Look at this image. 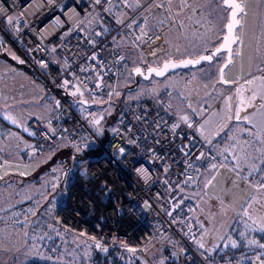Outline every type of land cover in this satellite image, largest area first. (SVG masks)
Here are the masks:
<instances>
[{"label":"built area","instance_id":"2783aa9c","mask_svg":"<svg viewBox=\"0 0 264 264\" xmlns=\"http://www.w3.org/2000/svg\"><path fill=\"white\" fill-rule=\"evenodd\" d=\"M112 2L128 13L125 20L109 11ZM169 2L149 0L136 7L131 0H0V36L15 45L59 100L46 121L38 116L27 120L34 136L28 154L37 158L67 141L70 160L49 177L52 189L65 190L52 219L91 236L102 249H138L173 233L180 264H234L209 263L195 247L202 231L194 217L198 203L183 188L198 187L201 172L225 160L198 134L200 119L175 109L169 98L172 87L156 96L130 99L111 126L103 123L119 80L131 67L111 35H126L147 60L159 56L167 51V41L149 23L156 7H168ZM93 7L101 23L88 30L80 21ZM170 10L178 11L173 5ZM80 97L103 102L80 110L72 102ZM202 108L210 110L208 104ZM97 127L107 131L106 137ZM87 137L97 141L102 153L85 161L81 170L75 167V149ZM5 159L0 152V163ZM261 261L256 256L252 264Z\"/></svg>","mask_w":264,"mask_h":264},{"label":"rangeland","instance_id":"374dc122","mask_svg":"<svg viewBox=\"0 0 264 264\" xmlns=\"http://www.w3.org/2000/svg\"><path fill=\"white\" fill-rule=\"evenodd\" d=\"M132 1L139 6L144 0ZM242 2L245 11L240 14L241 23L236 30L239 40L232 52V62L224 69V81H232L240 76L251 66L252 62L264 55V0H242ZM117 5L113 2L109 9L113 12L117 11ZM163 7L165 5L156 7L154 16L156 11ZM173 7L178 9L176 13L183 12L180 3L174 4ZM228 11L222 0H187V11L165 31L170 41V49L167 48L166 52L146 62H137L139 57L128 43L127 38H121L120 45L126 51L133 66L138 63L142 65L159 64L163 59L170 57L176 60L184 57L197 58L209 51L220 40L228 18ZM175 18L172 22L176 20ZM80 23L89 30L96 23H101L98 9L91 8ZM177 27H180L179 32L176 30ZM112 39L118 41V34L112 35ZM0 51L6 52L9 56V59L0 57V119L9 121L12 124V132L18 134L24 128L26 129L28 117H43L49 112V109L56 104L55 96L42 78L37 77L23 66L26 60L10 40L5 41ZM223 58L224 52L211 61L205 60L200 64L182 67L163 77L152 76L149 79H142L137 87L124 95V101L139 98L145 94H157L164 87L173 86L170 94L173 106H181L188 112L198 111L200 106L205 103L209 104L212 96L222 92L227 85L219 78V67ZM263 63L264 61L259 66L260 72H264ZM132 68L131 66L120 79L116 94L108 106V115L111 117L115 106V96L123 91L124 86H129L133 82ZM95 101L96 103L103 102L98 98ZM76 105L83 109L85 104L78 102ZM104 123L111 126L113 122L108 119ZM3 127L0 121V132ZM95 131L102 138L105 137L104 128L97 127ZM198 133L206 137L210 132L201 129ZM26 141L30 143L29 139ZM15 144L16 147L21 146L20 150L24 151V137L16 140L11 135L4 142L0 140V147L10 151L13 150ZM98 146L97 141L87 137L82 147L89 149V154L96 157L102 153L101 148L98 153L94 150ZM14 150L19 151L18 148ZM25 152L26 156L23 158L25 161L8 160L12 158L8 153L5 154L7 159L0 163V264H26L35 256L47 257L56 261L78 262L80 258L90 255L93 243L96 250L107 254L108 251L95 246L96 242H93L91 236L66 227L61 228L60 225L54 223L53 209L57 206V201L64 197L65 190L64 187L52 189L49 183L52 173H47V171L54 165L50 155L52 150L46 155L30 159L27 150ZM81 167L84 169V164ZM221 168L223 175H220L225 179L231 182L240 180L239 170L227 163ZM183 189L197 200L196 193L200 190L199 188ZM211 190L213 194L195 214L197 221L203 227L202 233L196 239V244L194 241L195 245L198 242L203 244L213 242L216 245L221 237L225 236L228 239V236L236 235L235 227L229 231L231 233L228 232L230 223L235 222L236 225L242 222H255L256 228L264 225V188L234 187L211 188ZM29 199H34V201L27 202L26 200ZM231 205L232 207L229 208ZM253 205H256V208L251 210ZM250 211L254 215L248 219V215L244 213ZM56 234L61 238L59 247L52 245L48 239ZM203 257L205 259L204 255Z\"/></svg>","mask_w":264,"mask_h":264},{"label":"crops","instance_id":"0c3cea01","mask_svg":"<svg viewBox=\"0 0 264 264\" xmlns=\"http://www.w3.org/2000/svg\"><path fill=\"white\" fill-rule=\"evenodd\" d=\"M145 1L147 0H144L143 2ZM131 2L133 3L132 0ZM143 2H141V5L143 4ZM179 3L183 7V12L176 13L177 12L176 11L173 13L175 15L174 16L170 13L171 12L170 7L174 4H179ZM117 8H118L117 11L113 12L110 9L109 11L118 19L125 20L128 16V13L124 9H122L119 5H117ZM186 11H187V0H170L168 7L159 8L155 13L154 18L150 20L149 27L154 30H162L161 32L164 33L169 49H170V41H168L165 31L168 29V27L169 28L172 27L178 21L179 17H181ZM173 18L176 19L174 22H172ZM96 24H100V23H96ZM176 30L179 32L180 27H177ZM117 34L119 36L118 41H113L111 35V39L115 44L120 45V39L125 37L128 39V43L130 44V46L135 49L136 55L139 57L138 60L145 58L132 45L131 40L126 35H122L121 33H117ZM4 39L7 41L6 38ZM4 44L5 43H2V46H4ZM123 51L126 53L124 49ZM0 57L4 59H9V56L7 55L6 52L5 55L0 54ZM263 61H264V55H261L260 57L257 58V61L252 62L251 66L247 70H245L244 73H242L240 76L236 77L235 79H232V81H227V83H225L227 85L225 86L224 90L222 92H219L218 94H214L210 99L209 104L205 103L208 104V106L210 107L209 111L204 110L202 108L203 105L200 106V110L190 111V112L183 110L181 106L176 105L175 107V109L180 113H185L200 119V123L198 124L197 127V132L198 130L201 129L205 131H209L210 132L209 135H207L206 137H202V136L201 137L205 139L211 147H213L217 152H219L222 155L225 162L229 166L239 170L238 175L240 176V180H238V182L237 181L231 182L225 179L223 176H221L223 175L222 174L223 170L221 167L225 166L226 163L221 164L220 166H217L215 168L204 169L200 175L199 186L194 188V189H198V188L200 189L196 193L197 194L196 202L198 203V209L195 212V214L201 209V207H203L205 201L209 198V196L213 194L211 188H216V189L234 188V187L264 188L261 187V185H264V72L259 71V66L262 64ZM171 87L173 91V86ZM161 91H159L157 94H159ZM170 94H169V98H170ZM145 95L149 96V94H145ZM54 96H55L56 104L49 109V112L45 116L39 117L43 121H46L48 115L54 112L59 105L55 93ZM74 105L77 107L76 104ZM83 107L85 108V105H83ZM77 108L80 110L84 109V108L82 109V107L81 108L77 107ZM237 116H239V118H237ZM29 118L30 117H28V119ZM0 121H2L4 125V127L0 132L1 141L4 142L6 138L11 135L12 138L16 140L20 139L21 137H24V148H23L24 151L20 150L21 146L16 147L15 144L13 150L11 151L9 149H5L4 147H0V152L3 153L4 155L10 153V156H12V158L10 157L8 158V160L18 159L21 161H25L23 159L26 156L25 151L27 150L28 152L29 147L33 143V140L29 136H26L24 133L25 131H27V127L26 129L24 128L22 132L17 134L12 132L11 130L12 124L9 123V121H6L5 119H0ZM5 127L7 128V131ZM26 139H29L30 143H28ZM83 145H84V140L80 141L76 145V149H75L76 154L74 157V161L77 160L81 161L79 166H77V164L75 163V167L81 170H83L81 167L82 164L85 163V161H82V158L80 156L81 152L85 150L82 147ZM16 148H18L19 151L14 150ZM69 149L70 148L67 141L61 140L56 146L49 148L45 153L38 156L41 157L43 155H46L49 151L52 150V153L50 155L52 157L51 159L54 162V165L48 169L47 173L53 174L57 168L64 167L67 164L68 160H70ZM16 153L17 155L15 156ZM30 158L31 157H29V159ZM186 193L188 194V192ZM231 207L232 205L229 206V208ZM234 207L236 208V205H234ZM255 208L256 205H253L250 209L254 210ZM252 215L254 214L251 213V211L248 212L247 218L250 219L251 218L250 216ZM235 216H237V214H235ZM233 227L236 228V235L232 234L231 237L228 236V239H226L224 236L223 239H220V241L216 245L212 242L209 244H204V248H200L199 246L200 243H198L197 245H195V247L204 256L205 254L212 255L214 253V250L217 248L225 250L226 248L224 246L225 244L229 245L227 248L231 251V249L233 248H230L231 246L230 241L235 240L238 242L239 233L242 232L248 234V239L249 241H251V240H256V235H259L257 231L260 232L259 230L260 228H256L255 222L253 223L242 222L236 225L235 222L230 223L228 232L232 230ZM202 231H203V227H202ZM199 235L194 239L195 244H196V239L199 237ZM260 244L261 241L259 239L257 244L258 247ZM255 246L256 244H253L254 251L256 250ZM248 249H249L248 247L243 246L237 251V253L243 256L244 254H246L245 250ZM258 250H260V247L258 248Z\"/></svg>","mask_w":264,"mask_h":264},{"label":"trees","instance_id":"16d2710c","mask_svg":"<svg viewBox=\"0 0 264 264\" xmlns=\"http://www.w3.org/2000/svg\"><path fill=\"white\" fill-rule=\"evenodd\" d=\"M4 38L6 37L3 35L0 36V48L2 47V43H5L6 41ZM0 54L5 55V52L0 51ZM146 61L147 60L145 58L138 60V62H146ZM131 65L133 66V63H131ZM137 65H142V64L138 63ZM23 66L29 71L33 72L35 75H37L27 64ZM122 90L123 91H121L120 94L115 96V100H114L115 106H114L112 117L108 115V110H107L103 118V123L105 122V120H108V119L109 121L110 120L112 121L113 120L112 118L115 115H117L122 109V107H124V105H126L127 102L130 100V99H127L124 101V95H126V93L131 89H129L128 86H124ZM155 95L156 94H149V96H155ZM144 96H147V95H144ZM24 133L26 136H29L32 140H34V136L31 134V132L28 129ZM106 135H107V131H105V137ZM94 150H96V152L98 153L99 146L98 148H95ZM80 156L82 158V161H87V160H91L94 158L89 154V149L88 150L85 149L83 152H81ZM75 163L77 164V166H79L81 161L77 160L75 161ZM26 201L33 202L34 199L32 200L29 199ZM26 201L24 200V202ZM54 223H57L58 225H60L61 228L66 227L61 223H58L55 221ZM241 233L238 234L237 247L230 246V248H233L231 249V251L227 247L225 248V250L217 248L214 250V253L212 255L204 253L205 260L209 263H213L217 260H230L234 264H252L254 257L258 255L264 259V248L260 247V250H258L259 247L257 245L259 239L261 241V244H264V232L257 231L259 235H256L255 241H257V243L255 246V249H256L255 251L253 250L254 248L253 244L248 243L249 241L248 234L243 233L244 235L241 236ZM48 239L51 241L52 245L59 247L61 238H59L57 234L53 237L52 236L49 237ZM91 239L94 242V238H91ZM243 246H246L249 249L245 250L246 254L242 256L238 254L237 251ZM132 249L133 248L113 246L108 250L107 254H103L101 251L95 249L94 243H93L92 252L90 253V255H88V257L86 258H80L78 262L56 261V260H52L47 257L35 256L29 259L26 262V264H180L179 254H178L177 245H176V239L173 233L169 234L167 237H165L163 240L159 242H151L145 247L134 249V251H132Z\"/></svg>","mask_w":264,"mask_h":264},{"label":"water","instance_id":"95a60500","mask_svg":"<svg viewBox=\"0 0 264 264\" xmlns=\"http://www.w3.org/2000/svg\"><path fill=\"white\" fill-rule=\"evenodd\" d=\"M230 15H231V10L229 9V11H228V18H227V20L225 22V25H226L227 21L230 19ZM237 18L240 19V16H238ZM225 25H224L225 32H224V34H223L222 39L220 40V42L217 45L213 46L209 51L203 53L201 56H199L197 58L196 57H184L182 59L176 60L175 58L170 57V58L163 59L159 64H157V63H150V64H147L145 66H142V65H136V66H134L132 68V72L134 74V79H133V82L128 86V88L129 89L135 88L137 86L140 78H142V79H149L152 76L163 77L166 74H168L169 72L174 71V70H177L179 68L186 67V66H189V65H192V64H200L203 61H205V60H200V58L202 56L211 55L213 57L212 58V60H213L214 57H215V55L217 54L216 49L219 48V47H221V45L224 42V37L227 35V29H226ZM236 30H237V27H236ZM236 30H235V35L238 36ZM234 45H235V43L231 45V48H232L231 53H228L227 50H225V49H222L221 50V51H225V59L221 63V65L219 67V78H220L221 81H224L223 72H224V69H225V65H228L229 64V62H228L229 55L231 56V59H232V52H233ZM196 60H200V63H186L187 61H196ZM165 64H168L169 65V67L167 69L164 68V65ZM172 65H175V66L173 67ZM137 68H139L141 70V73L142 74L141 73H137L135 71ZM150 69H156L158 71H163V75H156V73L155 72H151ZM39 78H41V77H39ZM57 101L59 103V100L58 99H57ZM72 102L74 104H77L78 102H83V103L89 105V104H93L95 102V100L89 99L87 97H80V98L73 99Z\"/></svg>","mask_w":264,"mask_h":264},{"label":"snow or ice","instance_id":"6c2138e0","mask_svg":"<svg viewBox=\"0 0 264 264\" xmlns=\"http://www.w3.org/2000/svg\"><path fill=\"white\" fill-rule=\"evenodd\" d=\"M97 2H99V0H97ZM223 4H225L227 6L228 9L231 10V15H230V19L227 21L225 27L227 29V35L224 37V42L221 45V47L216 49V52L219 53L222 49L227 50L228 53H231L232 48L231 45L234 43H237L239 40V37L237 35H235V30L237 25H240L241 21L240 19H238L237 17L240 16V14L244 13L245 8H244V4L242 2V0H222ZM9 23H11V20H9ZM212 56L208 55V56H202L200 58V60H207V61H211L212 60ZM200 60H196V61H187L186 63H200ZM228 62L231 63V56L229 55L228 58ZM173 67L175 65H172ZM169 67L168 64L164 65V68L167 69ZM225 67H227V65H225ZM137 73H141V70L139 68H137L135 70ZM151 72H155L156 75H163V71H158L156 69H150ZM142 74V73H141ZM225 83H227V81H224ZM68 81L65 80L64 81V85L63 86H67L68 85ZM77 92H79V89H76V91H74L72 93V95H76ZM82 95V93H81ZM237 118H239V116H237ZM183 119L187 120L186 117H183ZM15 123V121H13ZM95 123H99V121H95ZM175 127V126H174ZM121 153H123L124 149L121 148L119 150ZM141 173L145 176V179H147V173L144 172L143 170H141ZM261 187H264V185H261ZM244 215H248L247 212L244 213ZM261 232H264V225L260 226L259 229ZM244 234L241 233V236H243ZM221 239H223V237H221ZM199 243V242H198ZM249 244H256L257 241L255 240H251L248 241ZM230 244L232 247H237V241L233 240L230 241ZM97 248H101V244L99 242H96L95 245ZM200 248H204V244L200 243L199 244ZM225 247H228V244L224 245ZM259 247L264 248V244H260ZM103 251H107L106 248L102 249ZM132 251H134V249H132ZM257 259H259V257H257ZM260 264H264V261H261Z\"/></svg>","mask_w":264,"mask_h":264},{"label":"flooded vegetation","instance_id":"af4514ba","mask_svg":"<svg viewBox=\"0 0 264 264\" xmlns=\"http://www.w3.org/2000/svg\"><path fill=\"white\" fill-rule=\"evenodd\" d=\"M229 10V9H228ZM224 32H225V28H224V31H223V33H222V36H223V34H224ZM222 36H221V38H220V40L222 39ZM220 40L215 44V45H217L219 42H220ZM222 52H224V58L222 59V62L224 61V59H225V51H221V52H219V53H217L216 55H215V57L216 56H218L220 53H222ZM214 57V58H215ZM150 64V63H149ZM147 65V64H146ZM132 66V65H131ZM143 66H145V65H143ZM132 67H134V66H132ZM131 72H132V69H131ZM132 75H133V78H132V80L134 79V74H133V72H132ZM142 80V78H140V80H139V82ZM138 82V83H139ZM138 85V84H137ZM137 87V86H136Z\"/></svg>","mask_w":264,"mask_h":264}]
</instances>
